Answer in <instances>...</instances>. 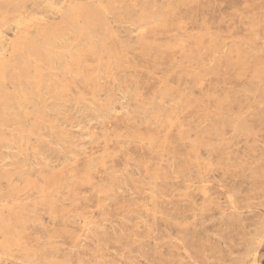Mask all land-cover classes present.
<instances>
[{
	"label": "rangeland",
	"instance_id": "374dc122",
	"mask_svg": "<svg viewBox=\"0 0 264 264\" xmlns=\"http://www.w3.org/2000/svg\"><path fill=\"white\" fill-rule=\"evenodd\" d=\"M0 264H264V0H0Z\"/></svg>",
	"mask_w": 264,
	"mask_h": 264
},
{
	"label": "bare ground",
	"instance_id": "6f19581e",
	"mask_svg": "<svg viewBox=\"0 0 264 264\" xmlns=\"http://www.w3.org/2000/svg\"><path fill=\"white\" fill-rule=\"evenodd\" d=\"M12 56V55H11ZM259 252V251H258ZM254 254V253H253Z\"/></svg>",
	"mask_w": 264,
	"mask_h": 264
}]
</instances>
